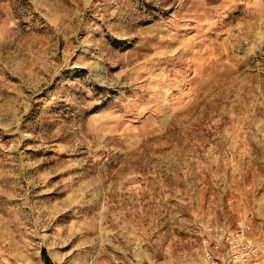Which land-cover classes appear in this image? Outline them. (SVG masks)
<instances>
[{"label":"rangeland","instance_id":"obj_1","mask_svg":"<svg viewBox=\"0 0 264 264\" xmlns=\"http://www.w3.org/2000/svg\"><path fill=\"white\" fill-rule=\"evenodd\" d=\"M264 235V0H0V264H201Z\"/></svg>","mask_w":264,"mask_h":264},{"label":"built area","instance_id":"obj_2","mask_svg":"<svg viewBox=\"0 0 264 264\" xmlns=\"http://www.w3.org/2000/svg\"><path fill=\"white\" fill-rule=\"evenodd\" d=\"M242 220L234 228H207L202 236L201 264H264V235L249 232Z\"/></svg>","mask_w":264,"mask_h":264}]
</instances>
